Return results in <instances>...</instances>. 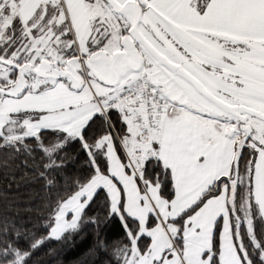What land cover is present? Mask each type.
Masks as SVG:
<instances>
[{
  "label": "snow or ice",
  "instance_id": "6c2138e0",
  "mask_svg": "<svg viewBox=\"0 0 264 264\" xmlns=\"http://www.w3.org/2000/svg\"><path fill=\"white\" fill-rule=\"evenodd\" d=\"M0 264H264V0H0Z\"/></svg>",
  "mask_w": 264,
  "mask_h": 264
}]
</instances>
